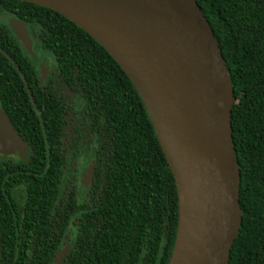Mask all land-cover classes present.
<instances>
[{
	"label": "trees",
	"instance_id": "1",
	"mask_svg": "<svg viewBox=\"0 0 264 264\" xmlns=\"http://www.w3.org/2000/svg\"><path fill=\"white\" fill-rule=\"evenodd\" d=\"M194 2L232 94L241 215L225 264H264V0ZM4 17L52 59L43 79ZM0 110L26 148L22 159L0 156V264H52L68 227L59 264L170 263L172 174L142 98L94 38L48 8L0 0Z\"/></svg>",
	"mask_w": 264,
	"mask_h": 264
},
{
	"label": "water",
	"instance_id": "2",
	"mask_svg": "<svg viewBox=\"0 0 264 264\" xmlns=\"http://www.w3.org/2000/svg\"><path fill=\"white\" fill-rule=\"evenodd\" d=\"M18 1L48 8L89 34L142 98L176 188L178 223L169 264H225L241 215L232 94L217 43L194 0ZM7 25L32 58L25 25L12 17ZM162 122H168V137ZM25 152L0 110V156L22 159ZM92 165L82 174L84 189ZM63 255L55 253L52 264Z\"/></svg>",
	"mask_w": 264,
	"mask_h": 264
},
{
	"label": "rangeland",
	"instance_id": "3",
	"mask_svg": "<svg viewBox=\"0 0 264 264\" xmlns=\"http://www.w3.org/2000/svg\"><path fill=\"white\" fill-rule=\"evenodd\" d=\"M8 19H9V17H4V18H2L1 22L7 24ZM35 53H36V55H35ZM32 54H33L32 59L35 60V64H37L38 66H39V64L42 65V66H46L47 64L52 63V59L51 58H49V57L47 58L41 52L39 53V51H32ZM34 56L37 59H35ZM89 161H90L89 157L82 158V160L80 161L81 164H82V173L85 171V168L87 167ZM81 164H80V166H81ZM81 177H82V175H81ZM79 197H81L80 191H79ZM72 240H73V229L71 227H68L66 229V231H65V234H64V237H63V240H62V243H61V248L63 249L62 252L66 251L69 248L70 244L72 243L71 242Z\"/></svg>",
	"mask_w": 264,
	"mask_h": 264
},
{
	"label": "flooded vegetation",
	"instance_id": "4",
	"mask_svg": "<svg viewBox=\"0 0 264 264\" xmlns=\"http://www.w3.org/2000/svg\"><path fill=\"white\" fill-rule=\"evenodd\" d=\"M31 50H32V51H35V50L32 48V46H31ZM35 55H36V53H35ZM37 55H38V54H37ZM37 57H38V56H37ZM34 58H35V56H34ZM35 59H37V58H35ZM31 60H32V62L35 64V60L32 59V58H31ZM48 65H49V64H47L46 66H42V65L39 64V66H38L37 64H35L36 69H37V72H38V76H39L40 79H43V78L46 76L47 66H48ZM40 67H43V68L45 69V71L42 72ZM43 73H44V76H43ZM91 161H93V160H91ZM88 164H89V163H88ZM87 166H88V165H87ZM81 178H82V177H81Z\"/></svg>",
	"mask_w": 264,
	"mask_h": 264
},
{
	"label": "bare ground",
	"instance_id": "5",
	"mask_svg": "<svg viewBox=\"0 0 264 264\" xmlns=\"http://www.w3.org/2000/svg\"><path fill=\"white\" fill-rule=\"evenodd\" d=\"M122 62V61H121ZM122 64H124V62H122ZM129 72V71H128ZM141 91L143 92V94L145 95V93H144V91L142 90V88H141ZM168 121V120H167ZM162 125H163V127H164V130H163V134H164V136L165 137H168L169 136V134H168V132H167V125H168V122H162ZM174 133V129H172L171 130V132H170V135L172 136V134ZM163 136V135H162Z\"/></svg>",
	"mask_w": 264,
	"mask_h": 264
}]
</instances>
